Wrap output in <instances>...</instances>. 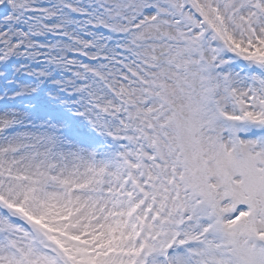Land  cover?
<instances>
[{
  "label": "snow or ice",
  "instance_id": "snow-or-ice-1",
  "mask_svg": "<svg viewBox=\"0 0 264 264\" xmlns=\"http://www.w3.org/2000/svg\"><path fill=\"white\" fill-rule=\"evenodd\" d=\"M0 264H264V0H0Z\"/></svg>",
  "mask_w": 264,
  "mask_h": 264
}]
</instances>
